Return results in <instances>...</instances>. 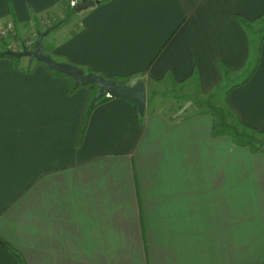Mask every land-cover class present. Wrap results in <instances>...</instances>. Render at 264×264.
I'll list each match as a JSON object with an SVG mask.
<instances>
[{
  "label": "crops",
  "instance_id": "1",
  "mask_svg": "<svg viewBox=\"0 0 264 264\" xmlns=\"http://www.w3.org/2000/svg\"><path fill=\"white\" fill-rule=\"evenodd\" d=\"M68 1L0 0V28L36 40ZM263 14L264 0H106L43 39L60 63L142 81V118L118 98L85 116L95 89L0 58V264H264V150L214 135L219 107L147 108L161 86L222 89L234 123L264 134V35L240 22Z\"/></svg>",
  "mask_w": 264,
  "mask_h": 264
},
{
  "label": "rangeland",
  "instance_id": "2",
  "mask_svg": "<svg viewBox=\"0 0 264 264\" xmlns=\"http://www.w3.org/2000/svg\"><path fill=\"white\" fill-rule=\"evenodd\" d=\"M78 13H68L67 16V22L63 25H61L59 28L53 30L50 33V38H54L55 40H58V37L63 38L64 36H66L67 34H69L70 30L74 29L75 26L78 24ZM260 27V28H259ZM264 28V22H261L258 26L257 25H253L252 28V34L254 36V44L256 43L259 34L261 33V29ZM30 39H34V38H28ZM60 41V39H59ZM22 60V59H21ZM56 62L60 63L57 59H53ZM34 63L36 64L37 62L34 61ZM225 75V77H227L228 72L223 73ZM247 76V71H242L240 74H235L232 75L229 79L226 78V82L225 84H227V86H232L234 84H239L241 83ZM179 90H176L174 88H170L168 86H161L159 88L154 89V91L149 92L147 98L149 99V105H147V108L150 109L151 108H155L156 107H163L165 109H169V107L172 108L173 111L178 112L180 117H185V116H189L191 115V113L193 111H197L199 110L200 105H202L203 108H210V109H216V107H219L221 109V111L223 112L222 114L220 112H218L217 114H210L212 116V118H214L215 123H216V130L220 131V134H218V136H222L224 138H228L233 140V137H235L233 133H237V135H244L243 137L246 139V137L251 140L253 143V146H262L264 148V134L261 135H257V134H253L252 132H250L249 130H246L244 128L239 127V125H237V123H234V120L231 118L230 114H227L225 111H223L222 109V105L220 106V103H218L220 101L223 100L222 96H223V91L221 90H217L216 93L212 96H200L198 93H194V94H184V93H179ZM155 93V94H154ZM152 94L155 95V97L152 99ZM216 105V106H215ZM149 106V107H148ZM169 106V107H168ZM183 109V110H182ZM218 109V108H217ZM216 109V112L218 111ZM165 110V114L167 112ZM157 112V111H155ZM167 117L169 115H166ZM170 123L172 122L171 120H169ZM227 124L225 126V124ZM247 140V139H246ZM259 142H261V145L258 144ZM188 159L192 160V159H196L195 157V153L192 151L188 152ZM162 160V159H161ZM124 170H122L123 172ZM160 172H162V168L160 169ZM162 175V174H161ZM195 186V185H194Z\"/></svg>",
  "mask_w": 264,
  "mask_h": 264
},
{
  "label": "water",
  "instance_id": "3",
  "mask_svg": "<svg viewBox=\"0 0 264 264\" xmlns=\"http://www.w3.org/2000/svg\"><path fill=\"white\" fill-rule=\"evenodd\" d=\"M98 1L87 0L85 2H79L74 7V12L86 10L94 5ZM61 22L48 27L45 31L39 32L36 35L35 47L32 50L25 48L20 52H14L11 50H5L1 54L6 57L21 60L27 59L29 62L35 61L44 65L50 71L57 74H63L74 81V86H93L97 89L96 94L90 102V107L97 103L103 97H111L126 100L132 103L140 117L144 116L146 105V93L145 87L142 81L138 80L132 85L119 84L114 79H108L94 72H85L80 67L71 65L69 63H58L53 60L49 55H46L43 51V39L49 35L54 29L59 27Z\"/></svg>",
  "mask_w": 264,
  "mask_h": 264
},
{
  "label": "trees",
  "instance_id": "4",
  "mask_svg": "<svg viewBox=\"0 0 264 264\" xmlns=\"http://www.w3.org/2000/svg\"><path fill=\"white\" fill-rule=\"evenodd\" d=\"M81 2H85V1H87V0H80ZM94 1H98V3L97 4H100V3H102V2H104V1H106V0H94ZM68 12L71 14V13H74V8H70L69 6H68ZM64 22H66V21H64ZM63 22V23H64ZM240 22H241V24H242V26L245 28V29H249L250 30V32H251V34H252V28H253V25L255 24V25H259L261 22H264V14L259 18V19H256V20H254V21H245V20H240ZM55 25V24H54ZM260 28V27H259ZM253 35V34H252ZM263 35H264V28H262L261 29V33L259 34V36H258V39H257V43H260V41L262 40V37H263ZM4 47H3V51H5V50H8V48H7V44H5L4 43ZM34 47H35V44L33 45V49H34ZM2 51V52H3ZM2 52H0V58H7V59H11V60H13V61H17V62H19L20 60H16V59H12V58H9V57H6V56H4L3 54H1ZM55 76H61V77H66L65 75H63V74H57V73H55V72H53V71H51ZM69 79V82H70V87L71 88H73V87H76V86H74V81L71 79V78H68ZM247 79H245L244 81H243V83L246 81ZM119 84H125L126 83V80H116ZM242 83V84H243ZM89 87H91L92 89H95L96 91H97V89L95 88V87H93V86H89ZM94 97V96H93ZM107 98H111V97H103L102 99H100L97 103H95L92 107H90L89 105H90V103H89V105L86 107V110H85V116L93 109V107L94 106H96L97 104H99V103H101L102 101H104V100H106ZM92 100V99H91ZM200 107L201 108H203L202 107V105H200ZM208 109H210V108H208ZM210 110H212V109H210ZM215 112V111H214ZM215 113H217V112H215ZM142 118V117H141ZM237 125H239V127H241V128H244V129H246V130H249L250 132H252L253 134H257V135H261V134H263V133H259V132H257V131H254V130H252V129H250V128H248V127H246V126H244L243 124H240V123H237ZM213 134L214 135H217V134H220V131H217L216 130V127L215 126H213ZM232 134L235 136V137H233V140L235 141V143L236 144H238V145H247V146H249V147H251L253 150H260V151H262V150H264V148H263V145L262 146H253V142L251 141V140H249L247 137H246V139L243 137L244 135H237V133H233L232 132ZM258 144H260L261 145V142H259Z\"/></svg>",
  "mask_w": 264,
  "mask_h": 264
},
{
  "label": "built area",
  "instance_id": "5",
  "mask_svg": "<svg viewBox=\"0 0 264 264\" xmlns=\"http://www.w3.org/2000/svg\"><path fill=\"white\" fill-rule=\"evenodd\" d=\"M80 0H69L68 6L70 8H74ZM45 24H49V21H46ZM0 40L7 42V48L8 50L14 51V52H20L23 48L27 50H32L33 45L35 44V38L34 39H25V40H18L16 38V33L14 31V28L11 25L4 26L0 28Z\"/></svg>",
  "mask_w": 264,
  "mask_h": 264
}]
</instances>
